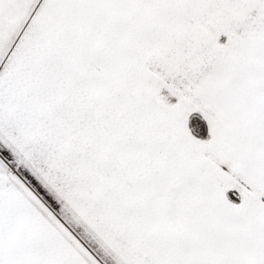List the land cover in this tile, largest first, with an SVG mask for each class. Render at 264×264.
Returning <instances> with one entry per match:
<instances>
[{
  "label": "snow or ice",
  "instance_id": "6c2138e0",
  "mask_svg": "<svg viewBox=\"0 0 264 264\" xmlns=\"http://www.w3.org/2000/svg\"><path fill=\"white\" fill-rule=\"evenodd\" d=\"M0 264H264V0H0Z\"/></svg>",
  "mask_w": 264,
  "mask_h": 264
}]
</instances>
